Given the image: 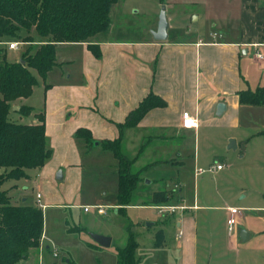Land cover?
<instances>
[{
  "label": "crops",
  "instance_id": "1",
  "mask_svg": "<svg viewBox=\"0 0 264 264\" xmlns=\"http://www.w3.org/2000/svg\"><path fill=\"white\" fill-rule=\"evenodd\" d=\"M173 2L190 4L203 11L204 17L207 15L212 23L211 31L205 36L188 40H170L167 37L164 42L153 39L131 42L98 40L56 45L77 48L79 57L77 62L71 57L65 62H58L57 58V65L49 73L66 65L63 80L46 82L45 79L41 84L43 105L38 113L43 110L45 135L52 148V156L35 176L33 174V177L24 180L21 186L12 184L15 192L13 200L22 202L24 199L26 202V194L33 191L37 179L43 184V180H55L58 172H61L60 181L76 180L83 161L76 150L75 132L78 129L88 130L93 140L99 143L115 140L119 135L116 125L123 123L149 94L161 98L166 106L150 110L135 128L125 129L122 141L129 131L148 141L166 137L182 139L183 134L189 131L199 134L202 127L218 123L219 118L221 125L228 129H241L243 122L249 120L260 122L264 128V105H251L239 100L242 92L264 89V0ZM234 15L236 17L233 19ZM230 31H236L235 35H229ZM89 45L98 46L99 58L92 54ZM219 103L225 106V110L218 117L216 108ZM27 106L34 109L31 105ZM183 112L197 115V129L182 126ZM257 135L264 136V129ZM246 138L247 135H241L240 139H234L235 150L244 149L241 159L246 156L249 140ZM84 148L91 150L85 144ZM96 148L100 146L92 149ZM138 154L139 150L136 161L140 157ZM170 160L174 161L171 162L173 164H180L177 160ZM223 172L224 167L216 170L220 176ZM140 178L142 182L139 184L146 186L154 181V177ZM173 184L180 185V196L172 198L170 205L184 209L165 213L162 219L145 228L148 236L154 238L150 242L151 247L175 252L178 264H212L219 261H223V264H240L244 261L249 252L246 247L239 246V241L246 245L257 238V233L264 231V216L249 218L247 213L264 214V194H258L261 200L257 205L218 206L202 201L197 195L192 199L184 198L181 195V182L174 179ZM245 192L240 188L236 194H242L240 199L243 200L247 198ZM227 207L241 210L236 236H229L227 232ZM239 229L244 230L243 239L240 238L242 231ZM149 231H153L152 234ZM178 234H181L179 238ZM89 246L101 248L94 242ZM39 249L31 250L22 264H26L31 255L38 257ZM221 255L224 257L221 258Z\"/></svg>",
  "mask_w": 264,
  "mask_h": 264
},
{
  "label": "rangeland",
  "instance_id": "2",
  "mask_svg": "<svg viewBox=\"0 0 264 264\" xmlns=\"http://www.w3.org/2000/svg\"><path fill=\"white\" fill-rule=\"evenodd\" d=\"M173 1L175 0H119L109 12V30L99 34L93 41L151 40L162 7H167L166 17L169 26L167 37L170 40H188L196 36H205L211 31L212 23L207 15L204 17L203 11L190 4H173ZM235 17L234 15L233 19ZM230 33L231 36L235 35L236 31ZM18 35L23 37L25 33L21 31ZM13 42L17 41L8 39L4 43L6 45L4 59L11 63L20 60V56L27 48L36 49L41 45L37 38L33 44L17 42L19 46L13 51L8 47V44ZM70 57L77 62L79 57L77 48L56 47L58 62H65ZM64 66L47 74L46 82L63 80L62 73L67 69L66 65ZM38 81L39 85L34 88L32 96L14 103V107L31 105L35 113L41 110L42 80L38 78ZM13 108L9 115L11 122L31 123L32 114L24 118L16 114ZM217 120L218 123L202 127L199 134L193 131L183 134L182 139L166 137L148 141L147 138L140 139L134 131L126 133L120 146L124 156L132 160L142 145L145 149L133 164L132 172L136 173L146 168L147 171L143 170L140 177L148 179L154 177L155 182L148 186L138 184L131 195L128 207L121 208L122 210H117L118 177L115 157L101 147L87 151L83 141L75 138L76 150L83 161L78 178L63 182L55 177V180H43V184L37 179L33 191L26 194V203L37 206L43 213L39 256L31 255L26 264H116V250L126 246L130 235L134 236L139 248L136 252L137 264H178L175 252L151 247L150 242L154 238L148 236L145 229L147 224H153L165 215V213L157 215L156 210L150 209L151 193L166 190L172 192L173 198L177 199L180 196L178 191H173L174 179L181 182L183 187L181 195L184 198L192 199L197 195L202 201L218 206L257 205L261 200L258 194H264V136L259 137L257 132L264 128L260 122L249 120L243 122V130L228 129L221 125L220 118ZM241 135H247L249 139L244 159L240 158L244 152L242 147L238 150L228 149L230 141L240 139ZM170 159L177 160L180 164H173L171 162L174 161ZM152 163L154 164L151 165ZM217 164L224 167V177L216 174ZM212 169L213 171H209ZM24 182L20 180L13 183L21 186ZM13 183L9 182L3 188L9 191L12 202L18 204L19 199L15 201L13 200L15 197L12 196L15 193L11 187ZM240 188L245 189L246 199L242 200L240 199L242 194H236ZM37 194L40 195V204H37ZM228 200L232 202L229 204ZM43 205L48 206L42 208ZM98 207L104 208V215L98 213L96 209ZM84 208L88 211L84 212ZM247 216L260 218L264 214L249 212ZM91 235L108 237L112 242L108 248H92L89 246V243L93 242ZM243 244L240 240L239 246L246 247L249 255L244 261L239 262L240 264H264V231L257 233V238L248 241L246 245ZM220 257L223 258L224 255ZM223 263L219 261L212 264Z\"/></svg>",
  "mask_w": 264,
  "mask_h": 264
},
{
  "label": "trees",
  "instance_id": "3",
  "mask_svg": "<svg viewBox=\"0 0 264 264\" xmlns=\"http://www.w3.org/2000/svg\"><path fill=\"white\" fill-rule=\"evenodd\" d=\"M118 1L0 0V264H22L31 250L39 248L43 234L42 210L26 202L14 204L9 191L3 187L9 182L35 176L52 156L45 135L43 110L35 113L30 106L18 105L15 113L24 118L32 114L35 122L17 124L9 119L11 109L14 103L30 98L39 85L38 78L44 81L57 65L56 45L92 43L99 34L109 30V12ZM21 31L25 36L18 35ZM36 38L41 45L36 49L27 48L20 60L11 63L4 59V43L8 39L33 44ZM88 48L99 58L98 46L89 45ZM239 100L241 103L264 105V89L242 92ZM165 106L161 98L149 94L123 123L116 125L119 135L113 141L99 143L85 129L75 132V138L82 140L88 149L97 143L115 157L117 210L128 207L132 193L141 182L140 174L145 170L132 172L137 158L130 160L122 154L123 131L135 128L150 110ZM142 147L138 155L143 151ZM172 198V192H154L151 206L170 205ZM137 249V242L130 235L126 246L116 250V264H137Z\"/></svg>",
  "mask_w": 264,
  "mask_h": 264
},
{
  "label": "built area",
  "instance_id": "4",
  "mask_svg": "<svg viewBox=\"0 0 264 264\" xmlns=\"http://www.w3.org/2000/svg\"><path fill=\"white\" fill-rule=\"evenodd\" d=\"M19 46V43L17 42H13V43H9L8 47L9 50H13L15 51ZM257 57L259 59H261L260 55H257ZM181 123L182 126L184 128L187 129H197L199 126V119L197 117V115H192L189 112H183L182 116H181ZM216 170H221L223 167L221 165H217ZM173 191H178L180 189V185L179 184H173ZM36 200H37V204H40V195L37 194L36 195ZM42 208H44L42 206ZM98 210V213L101 215H104V208L102 207H98L96 208ZM152 209L156 210L159 214H163V213H173L175 212L177 209H184V207H176V206H172V205H162V206H154L152 207ZM226 212H227V219H226V226H227V232L229 236H236L237 234V225H238V219L241 213V210L239 208H235V207H227L225 208ZM88 211L87 208H84V212ZM181 234L177 235V238L180 237Z\"/></svg>",
  "mask_w": 264,
  "mask_h": 264
},
{
  "label": "water",
  "instance_id": "5",
  "mask_svg": "<svg viewBox=\"0 0 264 264\" xmlns=\"http://www.w3.org/2000/svg\"><path fill=\"white\" fill-rule=\"evenodd\" d=\"M167 32H168V21L166 17V11H165V7H162L160 14H159L156 30L152 32L153 40H155L156 42L166 41ZM17 110H18V107L13 108V111H17ZM216 110H217L216 116L219 117L225 110V106L222 103H219L217 105ZM95 146H97V143L95 144ZM228 149L235 150L234 141H230V145L228 146ZM59 175L61 176V172H58V177H56L57 180L62 179ZM22 202H24V199L22 200ZM151 225L152 224H147L146 227H149ZM243 234H244V231L240 232L241 239H243ZM91 239L95 244H97L101 248H108L111 244V239L108 237H104L100 235H91Z\"/></svg>",
  "mask_w": 264,
  "mask_h": 264
}]
</instances>
